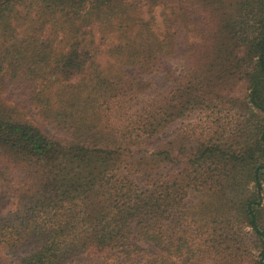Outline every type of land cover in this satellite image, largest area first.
Returning <instances> with one entry per match:
<instances>
[{
	"label": "trees",
	"instance_id": "1",
	"mask_svg": "<svg viewBox=\"0 0 264 264\" xmlns=\"http://www.w3.org/2000/svg\"><path fill=\"white\" fill-rule=\"evenodd\" d=\"M0 178L10 264H264V0H0Z\"/></svg>",
	"mask_w": 264,
	"mask_h": 264
},
{
	"label": "rangeland",
	"instance_id": "2",
	"mask_svg": "<svg viewBox=\"0 0 264 264\" xmlns=\"http://www.w3.org/2000/svg\"><path fill=\"white\" fill-rule=\"evenodd\" d=\"M159 10L156 11V17L158 16ZM158 23L160 22V19L157 17ZM179 41H181L182 36L179 35L178 37ZM171 67L173 64H168ZM169 68V66H164V69ZM137 73V70L134 71ZM141 78L148 81L150 84V92L154 93L156 91H165L167 89V82L164 79L163 76V70L161 72H156L153 74H143L141 75ZM4 99L7 100L8 103L12 105H18L19 111L25 116L27 120H29L32 123L37 124L42 128V130L45 132V134L49 136H56L55 130L52 127L51 124L48 122L43 121L40 118V115L38 113V109L29 103L28 98V91L24 90L20 86H11L7 89V91L3 95ZM8 192V185L5 181H3L0 178V210L6 211L9 207L10 197ZM147 252L154 253L156 252L155 249L145 242L139 243ZM89 261L86 257L77 258L73 261L71 264H87ZM0 264H10V261L6 260L0 253Z\"/></svg>",
	"mask_w": 264,
	"mask_h": 264
}]
</instances>
